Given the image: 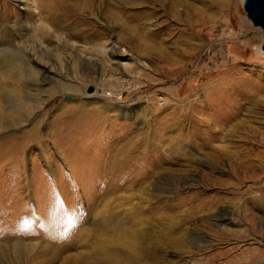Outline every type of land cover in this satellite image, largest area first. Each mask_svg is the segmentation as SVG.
I'll return each instance as SVG.
<instances>
[{"label":"rangeland","instance_id":"rangeland-1","mask_svg":"<svg viewBox=\"0 0 264 264\" xmlns=\"http://www.w3.org/2000/svg\"><path fill=\"white\" fill-rule=\"evenodd\" d=\"M97 1L91 10L77 12L59 10L60 4L67 7L64 0H0V72L8 61L25 67L30 76L24 82L30 90L24 92L28 95L37 87L39 104L46 100L37 112L43 120L35 130L20 125L24 115L19 116L14 103L4 105L10 120L3 124L0 145L5 136L19 138L22 130L28 138L0 151V264L263 263V226L249 222L243 207L235 206L248 184L233 190L199 182V174L212 169L221 179L231 178L225 160L216 168L208 162L206 146L214 144L215 128L219 127L204 125L207 128L199 130L182 115L185 107L194 117L207 120L215 114L216 123L225 119L222 111L229 96L218 95L226 90V82H207L211 70L197 66L206 48L216 46V57L225 52V63L238 62L243 73L264 66L262 34L252 35L257 29L247 20L242 0H232L229 24L238 34L241 20L248 21L246 49L236 44L235 37L213 38L202 43L182 67L177 60L160 61L158 52L143 54L127 39L130 31H122L126 13L137 14L143 23L146 13L155 10L158 19L150 23L157 45L177 52L176 46L160 41L164 27L159 23L165 20L173 39L176 24L150 0H141L139 7L130 9L110 0L111 11L118 16L109 19ZM2 47L7 53L2 54ZM44 68L77 90L56 96L53 83H39V71ZM230 79L227 75L225 80ZM213 85H217L216 90L210 89ZM251 85V91L261 88ZM94 93L104 102L84 95ZM214 100L216 107L212 106ZM62 102L67 105L63 114L56 110ZM121 103L127 106L118 108ZM177 136L181 140L177 141ZM125 145L130 153L118 157V167L113 168L116 151ZM141 176L135 185H129ZM157 185H161L160 191ZM140 191L149 197L161 195L147 212L132 219L136 221L134 230L144 238L141 244H156L162 226L159 215L149 212L160 206L164 210L160 209L161 216L180 221L181 248L157 253L152 261L143 254L137 263H130L124 252L110 256L111 250L73 249L79 229L85 231L81 234L85 239L87 231L98 228L99 221L132 212ZM235 193L238 200L232 202ZM198 195L211 199L223 196L230 202L212 211L207 207L196 211ZM168 198L179 205L169 206ZM224 209L233 211L235 224L220 213ZM221 215L225 218L218 220Z\"/></svg>","mask_w":264,"mask_h":264},{"label":"bare ground","instance_id":"bare-ground-1","mask_svg":"<svg viewBox=\"0 0 264 264\" xmlns=\"http://www.w3.org/2000/svg\"><path fill=\"white\" fill-rule=\"evenodd\" d=\"M94 1L96 0H64L67 7L63 8L62 4H60V7H58L59 10L65 11L68 8L72 10L75 9L74 11L77 12H83L91 10ZM109 1L110 0H98L97 4L104 11L103 13L106 19H109L111 16L117 18L118 15L114 14L113 10L111 11L110 9L111 3ZM114 1L115 3H118L124 7V9H130L134 7L137 8L141 5V0ZM150 1L163 11L165 17L169 18L174 24H176L177 27L175 30H177V33L175 39H173L170 33L172 29H168L167 26L165 28L164 26L165 20H162L159 23L161 27H164V38H161L160 41L168 44L167 46H172V48L173 46H176L177 52H174V54L171 53L172 51L167 52V50H164L157 45V35L153 34L154 32L150 23L152 19L156 18L155 10L146 13L144 16L145 21L143 23H141L142 21H138L137 14L135 15V13H126L125 16L123 15L125 17L124 19L126 23L123 24L122 31H124V29L126 31H130L131 35L127 34L130 35L127 39L143 54L148 55L152 52H158L160 61L169 63L175 62L177 60L181 64L179 67H182L193 57L194 53H196V49L200 47L202 43H205V41H209L210 39L212 40L213 38L222 36L227 38L235 37L237 40L236 44L240 46V48L246 49V44L249 39H246L247 36L245 31L247 32L248 30L247 20L249 19L241 20L238 34H235L231 30L229 22L232 0ZM15 2H17V0H15ZM97 9L98 8L95 10ZM141 29L145 30L144 33L140 32ZM256 29L257 30H255V33L252 34L254 36L257 33H261L259 28ZM254 38H257V36ZM216 50V46L206 48V51L202 54L201 59L198 60L197 66H202L203 69L211 70L208 72L210 78L207 82H210L211 84L215 82H226V90L218 95L220 96L221 94H226L229 96L227 105L222 111V114L225 116L223 123H216L215 114H212L207 120L202 119L203 117H194L190 115L191 111H188L189 109H184V106L182 115L184 116V120L189 125L192 124L193 126L199 127V130L207 127L212 128L211 125L219 127L215 128L217 135L215 137L214 144L223 143L225 145L220 146L209 144V146H206L209 149L207 152L209 159L208 162H210L211 167L216 168L220 166L225 160L228 163L229 175L231 178L229 177L230 179H221L220 177L214 175L215 173L212 169L206 173L201 172L199 174V182L205 186L215 185L218 187H228L233 190H238L243 183H247L248 185L245 186V191L242 194L243 196L238 200V194L235 193L233 195L232 202L238 200V203H236L237 205L235 206L237 207L240 204L241 207H243L246 219L249 222L256 221L261 226H263L261 227V234H263L264 66L257 67L255 70L248 71V73H243V70H240L237 67L238 62L229 64L225 63L228 62L226 61L228 57L225 52L222 51L221 55L216 57ZM1 52L2 54L7 53V48L2 47ZM111 54L114 55L115 53L111 51ZM262 55V58L264 59V54ZM4 66L5 67L3 68L5 70L0 72V132L3 129V124L10 120V117L4 112L6 111L4 105L9 101L14 103L13 105H16L20 117L24 115L23 123H20V125L23 127H30L28 130H35L38 126L37 124L40 123L38 121L43 120L42 117H38L37 112L42 108L44 105L43 102H46V100L39 104L37 96L40 94V89L37 87L34 88L31 93H28V95H26V92H24L25 89H29L27 84L25 86L24 81H26V77L30 76L26 74L25 67L16 65L11 61H8ZM212 68H214V71H212ZM197 69H199V67H197ZM39 74H41L39 76L40 85H48L49 83H53L51 86H53L52 88L56 90V96L64 95L69 91L73 92L77 90L76 86L61 82L59 79L60 77L58 78L59 75H56L54 72H52L50 68H44L43 72L40 73L39 71ZM227 75L232 76L230 81L225 80ZM219 83H217V85ZM251 84H259L261 88L256 91H251V88L253 87ZM217 85L211 86L210 89L212 88V90H216ZM84 95L88 99L100 100L102 103L104 102V99H102V97H100L97 93ZM216 102L217 101H215L212 105L213 107H216ZM126 106L127 105L121 103L118 105V108H124ZM66 107L67 105L62 102L56 107V110L61 111L63 114ZM30 108H33L32 112ZM62 114L59 115V119H62ZM202 114L203 113H201V115ZM204 125H207V127H204ZM22 132L23 133L19 135V138L14 135L3 137L4 142L1 143L2 145H0V151L14 148L18 144L26 142L28 138V135H26L27 132L26 130H22ZM176 140L179 141L181 139L177 136ZM116 153L118 155H115L112 166L113 168H116L118 161L120 162L121 160H119L118 157L122 158L123 156H126L130 153L129 147L126 145L124 147H120ZM193 159L194 158H192V160ZM139 179H142V176L141 178L139 177L137 179H133L129 185H135ZM155 187L158 188V191H160L162 188L161 185H157ZM142 190L144 191L145 189ZM143 191L139 192L140 195H138L137 207L133 209L132 212L124 214L122 218L120 216L112 215L109 221H99L97 223L98 228L87 231L85 239L81 235L85 233V231L79 229L77 231L79 234H77L73 249L87 250V248H89V250L95 249L103 253L111 250L113 252L110 256L116 255L119 252H124L126 255H128V261L130 263H137L139 262L138 258L143 254H146V256L148 255L147 259L152 261L157 253L160 254L162 251H166L168 249L181 248L182 232L178 230L181 226L180 221L171 216L168 217L166 214L165 215L168 218L161 216L162 214L160 213V209L162 207L160 206H155V208L151 209L149 212L150 215H153L154 213L159 215L157 219L159 224L162 226L161 230L157 233L156 244H145L144 242L141 244L140 239L144 238L141 234L139 235L137 231L134 230L133 227L135 226L136 221H132V219H134L138 214H144L147 212V208L155 204L157 200L161 198V195L150 197L146 196V193ZM175 192H177V190ZM195 197H197V204L195 206L196 211L206 209V207L208 208L207 211L209 209L212 211L217 209L216 207L218 205H224L230 202V200L224 199L223 196H216L214 199H211V197L201 198L199 195ZM192 199L194 198H191V200ZM166 203L173 207L179 205L178 203L173 202L171 198H168ZM173 207L170 209H173ZM219 211H221L220 213H223L227 217L226 220H228L230 224H235V218H233L232 210L224 209ZM218 218V220H223L221 218L225 217H222L221 215ZM226 231L231 232L232 229H226ZM222 234H225L224 230H222ZM58 254L57 256H59ZM261 264H264V262Z\"/></svg>","mask_w":264,"mask_h":264},{"label":"water","instance_id":"water-1","mask_svg":"<svg viewBox=\"0 0 264 264\" xmlns=\"http://www.w3.org/2000/svg\"><path fill=\"white\" fill-rule=\"evenodd\" d=\"M242 9L252 25L261 30V50L264 52V0H242ZM89 88V92H91Z\"/></svg>","mask_w":264,"mask_h":264}]
</instances>
